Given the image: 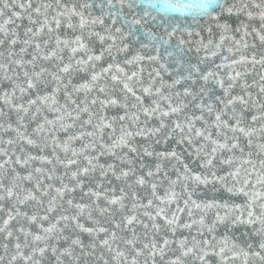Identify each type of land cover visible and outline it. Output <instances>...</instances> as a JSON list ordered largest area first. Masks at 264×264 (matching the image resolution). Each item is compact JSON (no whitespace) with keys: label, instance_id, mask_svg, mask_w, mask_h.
Instances as JSON below:
<instances>
[{"label":"snow or ice","instance_id":"snow-or-ice-1","mask_svg":"<svg viewBox=\"0 0 264 264\" xmlns=\"http://www.w3.org/2000/svg\"><path fill=\"white\" fill-rule=\"evenodd\" d=\"M0 264H264V0H0Z\"/></svg>","mask_w":264,"mask_h":264},{"label":"water","instance_id":"water-1","mask_svg":"<svg viewBox=\"0 0 264 264\" xmlns=\"http://www.w3.org/2000/svg\"><path fill=\"white\" fill-rule=\"evenodd\" d=\"M186 2H187V0H186ZM0 254H2V251H0Z\"/></svg>","mask_w":264,"mask_h":264}]
</instances>
